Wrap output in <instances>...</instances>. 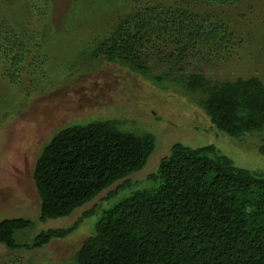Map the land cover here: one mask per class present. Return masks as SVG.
Instances as JSON below:
<instances>
[{
  "label": "trees",
  "instance_id": "16d2710c",
  "mask_svg": "<svg viewBox=\"0 0 264 264\" xmlns=\"http://www.w3.org/2000/svg\"><path fill=\"white\" fill-rule=\"evenodd\" d=\"M138 2L118 19L107 41L100 40L94 49L141 67L158 87L186 58L206 57L218 63L231 52L227 46L233 28L212 22L206 11L201 13L195 6L214 3L231 8L233 2ZM21 10L1 18L9 28L0 26V34L11 40L2 45L6 58L12 52L17 56L19 48L39 50L49 35L25 31ZM155 46L164 48L161 52L169 65L150 73L140 56ZM184 78L188 91L203 95L201 107L218 131L235 139L264 132L263 79L211 82L200 73ZM113 123L112 118L70 123L44 144L33 170L41 221L70 214L118 180L121 184L108 192L107 199L132 187L128 175L144 167L155 143L117 131ZM147 178L154 186L129 189L102 208L94 218V232L73 253L71 264H264V171L236 165L213 143L192 147L175 141ZM94 207L71 226L41 230L27 242L18 241L14 233L33 222L4 218L0 244L9 250L39 249L74 231L83 217H93Z\"/></svg>",
  "mask_w": 264,
  "mask_h": 264
},
{
  "label": "rangeland",
  "instance_id": "374dc122",
  "mask_svg": "<svg viewBox=\"0 0 264 264\" xmlns=\"http://www.w3.org/2000/svg\"><path fill=\"white\" fill-rule=\"evenodd\" d=\"M228 1L233 7L213 3L195 8L206 11L212 22L233 28L227 46L231 52L218 63L206 57L186 58L158 87L141 67L94 49L100 40L107 41L118 19L134 10L138 0H0L2 29L9 27L1 18L22 9L25 31L49 33L39 50L19 48L17 56L12 52L8 58L1 50L11 40L0 34V220H31L32 227L14 233L18 241L27 242L41 230L71 226L95 205V217H83L74 231L39 249L9 250L0 244V264H71V256L94 232V218L109 201L129 189L154 186L147 176L175 141L192 147L213 143L236 165L264 171V132L235 139L218 131L201 107L203 95L185 85L184 76L190 73L211 82L250 76L264 80V0ZM163 49L155 46L140 56L148 72L167 69ZM106 118L114 119L115 130L155 143L144 167L128 175L132 187L107 199L108 192L121 184L118 180L70 214L41 221L33 170L42 147L61 127Z\"/></svg>",
  "mask_w": 264,
  "mask_h": 264
}]
</instances>
